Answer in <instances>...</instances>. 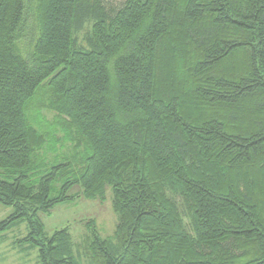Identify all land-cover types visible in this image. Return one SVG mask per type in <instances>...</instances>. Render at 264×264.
I'll list each match as a JSON object with an SVG mask.
<instances>
[{
  "label": "trees",
  "instance_id": "16d2710c",
  "mask_svg": "<svg viewBox=\"0 0 264 264\" xmlns=\"http://www.w3.org/2000/svg\"><path fill=\"white\" fill-rule=\"evenodd\" d=\"M108 189L112 238L46 233ZM0 203L41 264H264V0H0Z\"/></svg>",
  "mask_w": 264,
  "mask_h": 264
},
{
  "label": "rangeland",
  "instance_id": "374dc122",
  "mask_svg": "<svg viewBox=\"0 0 264 264\" xmlns=\"http://www.w3.org/2000/svg\"><path fill=\"white\" fill-rule=\"evenodd\" d=\"M124 0H106L108 7L118 8ZM39 97V96H38ZM35 122L39 128L50 130L51 136L48 137L47 145L51 147L52 155L49 156V162H63L67 158L74 157L76 150L70 143L63 145L61 140L64 135L62 130L54 124L55 114L49 112H33ZM55 134V136H54ZM78 159L84 157L82 150L78 152ZM73 160V159H72ZM61 183H58L57 188ZM78 186L72 190L75 194ZM13 213V208L0 203V221L8 218ZM45 231L52 235L56 230L68 228L76 242H80L86 233L85 222L91 219L96 220L98 229L104 239L113 237L117 216L112 208V191L108 189L105 202L77 198L71 202H65L57 206L50 215L42 216ZM30 233L27 222L19 223L7 232L0 235V264H41L38 248L32 247L30 243L16 244L20 239L25 238Z\"/></svg>",
  "mask_w": 264,
  "mask_h": 264
}]
</instances>
